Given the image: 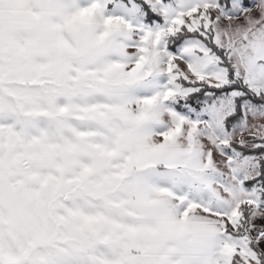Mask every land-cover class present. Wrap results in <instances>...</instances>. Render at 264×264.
Listing matches in <instances>:
<instances>
[{
    "label": "snow or ice",
    "instance_id": "snow-or-ice-1",
    "mask_svg": "<svg viewBox=\"0 0 264 264\" xmlns=\"http://www.w3.org/2000/svg\"><path fill=\"white\" fill-rule=\"evenodd\" d=\"M0 264H264V0H0Z\"/></svg>",
    "mask_w": 264,
    "mask_h": 264
}]
</instances>
